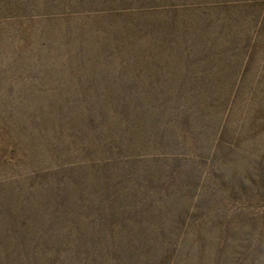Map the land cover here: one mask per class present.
Instances as JSON below:
<instances>
[{"label":"rangeland","instance_id":"rangeland-1","mask_svg":"<svg viewBox=\"0 0 264 264\" xmlns=\"http://www.w3.org/2000/svg\"><path fill=\"white\" fill-rule=\"evenodd\" d=\"M0 264H264V0H0Z\"/></svg>","mask_w":264,"mask_h":264}]
</instances>
